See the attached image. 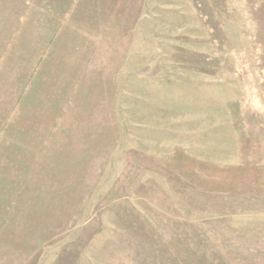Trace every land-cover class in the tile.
<instances>
[{
    "label": "rangeland",
    "instance_id": "obj_1",
    "mask_svg": "<svg viewBox=\"0 0 264 264\" xmlns=\"http://www.w3.org/2000/svg\"><path fill=\"white\" fill-rule=\"evenodd\" d=\"M0 264H264V0H0Z\"/></svg>",
    "mask_w": 264,
    "mask_h": 264
}]
</instances>
